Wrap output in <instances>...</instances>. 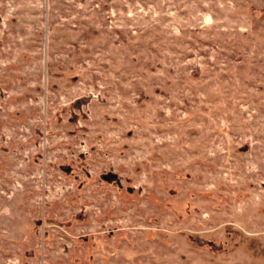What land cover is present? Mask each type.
<instances>
[{
	"label": "rangeland",
	"instance_id": "obj_1",
	"mask_svg": "<svg viewBox=\"0 0 264 264\" xmlns=\"http://www.w3.org/2000/svg\"><path fill=\"white\" fill-rule=\"evenodd\" d=\"M0 264H264V0H0Z\"/></svg>",
	"mask_w": 264,
	"mask_h": 264
}]
</instances>
